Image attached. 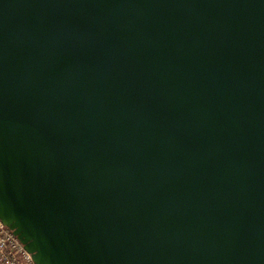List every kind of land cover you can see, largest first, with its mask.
Segmentation results:
<instances>
[{
    "label": "water",
    "instance_id": "1",
    "mask_svg": "<svg viewBox=\"0 0 264 264\" xmlns=\"http://www.w3.org/2000/svg\"><path fill=\"white\" fill-rule=\"evenodd\" d=\"M0 219L35 264H264V0H0Z\"/></svg>",
    "mask_w": 264,
    "mask_h": 264
},
{
    "label": "built area",
    "instance_id": "2",
    "mask_svg": "<svg viewBox=\"0 0 264 264\" xmlns=\"http://www.w3.org/2000/svg\"><path fill=\"white\" fill-rule=\"evenodd\" d=\"M32 253L0 219V263L1 264H35Z\"/></svg>",
    "mask_w": 264,
    "mask_h": 264
},
{
    "label": "crops",
    "instance_id": "3",
    "mask_svg": "<svg viewBox=\"0 0 264 264\" xmlns=\"http://www.w3.org/2000/svg\"><path fill=\"white\" fill-rule=\"evenodd\" d=\"M1 264V263H0Z\"/></svg>",
    "mask_w": 264,
    "mask_h": 264
}]
</instances>
